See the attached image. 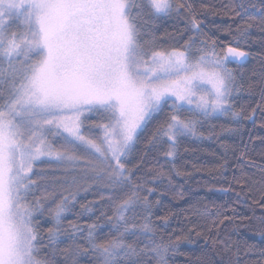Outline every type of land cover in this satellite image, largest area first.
<instances>
[{
    "label": "snow or ice",
    "instance_id": "1",
    "mask_svg": "<svg viewBox=\"0 0 264 264\" xmlns=\"http://www.w3.org/2000/svg\"><path fill=\"white\" fill-rule=\"evenodd\" d=\"M224 9L234 21L249 9L260 19L249 16L234 30L214 26L229 37L221 39L205 32L201 18L218 12L192 0H0V264H82L85 257L87 264H172L180 242H193L192 233L220 246L221 264H264V247L244 241L245 255L258 251L259 258L241 262L239 242L221 239L218 231L225 221L232 231L255 221L253 234L264 238V150L258 164L247 145L236 155L221 142L218 168L227 170L231 150L240 172L232 177L240 187L236 196L251 200V215L204 203L197 209L204 228L192 223L187 235L166 239L153 219L161 201L149 199L169 191L184 198L172 179L189 175L175 164L179 143L204 137L198 126L205 121L228 118L221 133H238L244 121L255 127L259 120L264 128V38L255 54L260 71L248 82L242 71L254 55L251 29L258 24L264 32V0H230ZM169 19L184 26L165 33L173 41L165 47L154 29ZM241 92L250 100L238 108ZM88 113L99 120L89 122ZM160 116L134 161L141 135ZM256 138L264 145V137ZM149 153L162 155L169 171L148 168ZM244 165L258 168L261 179ZM157 182L163 189L150 186ZM89 193L98 198L78 199ZM82 217L91 222L81 223ZM156 219L167 224L169 217Z\"/></svg>",
    "mask_w": 264,
    "mask_h": 264
},
{
    "label": "trees",
    "instance_id": "2",
    "mask_svg": "<svg viewBox=\"0 0 264 264\" xmlns=\"http://www.w3.org/2000/svg\"><path fill=\"white\" fill-rule=\"evenodd\" d=\"M197 8L201 4H208L213 6L218 12L217 15H212L211 11L207 13L206 16H202L204 19V30L209 36H219L221 39H229L222 32H218L216 27L227 28L229 25L236 28L238 23H243L248 20L249 16L253 17L256 21H259L260 14L255 10L249 9V12L244 14L242 17H237L234 21L229 15H225L226 9L224 5L230 3V0H192ZM184 26L183 21H177L174 19L162 20L156 22V28L154 29L155 35L160 38V43L165 47L170 46L173 41L165 35V33H175L176 30L182 29ZM251 34L253 41L250 42V50L254 53L245 64L243 65V80L248 82L251 78V73L255 69L257 72L261 68V57L255 55L261 51V45L259 40L264 38V32H261L259 25L257 24L251 29ZM147 38V37H146ZM186 38V37H185ZM230 67L235 68V65H230ZM236 107H247V103L250 97L247 92H241L239 96L235 97ZM167 111V109L165 110ZM97 118V117H96ZM163 117H157L148 126V129L141 135L140 143L135 146L132 159L135 161L139 159L140 155L145 150V143L148 137L151 135L152 130L155 129L157 122ZM88 121L99 120V118L94 119L92 116L87 117ZM230 124L228 118L225 117H212L205 121L202 125L198 126V132H202L204 137H182L178 147V155L175 160L176 167L189 175L186 177H177L172 174V179L177 191H184L185 196L183 199L174 198L175 192L169 191L164 195L160 192L153 193L149 199L156 201L159 199L161 204L156 205L154 208L155 215L153 219L156 224L162 228L163 234L167 239L168 235L171 234L173 239L175 236H185L188 234V228L191 227L192 223L199 222V227L197 230H201L205 227V222L200 219L197 213V209L203 210V204L214 202L217 206L219 205H230L231 208L235 209V215H251V200H245L243 195L239 198L236 196V192L240 191L239 185L232 180L233 175L240 176V172L232 167L235 164V159L231 150L227 154V160L229 162L227 170L218 168V165L223 163L222 157H224V149L221 147V142L226 141L229 145H232L237 149L236 155H239V149L247 145L248 153L253 157L257 163H261V157L258 155L259 152L264 150V145L256 137H264V128L259 127V120L257 125L254 127L251 121H244V127L238 133H221V127H227ZM234 126V125H233ZM209 132L221 133L219 139L215 136L207 138ZM155 153H149L146 157L147 167H159L164 165V171L168 172L171 168V164L165 163V158L161 155L158 159H153ZM45 169L49 173L53 169L48 168L47 165L37 164V170ZM56 175H59V170H55ZM243 171L253 176V179H261V173L256 167L251 165H244ZM221 172L223 175L221 176ZM187 180V183H185ZM166 184V181H165ZM183 185L181 189L180 186ZM153 187H160L163 189V185L159 182ZM209 188L212 190L209 191ZM221 188L229 189L227 192L220 191ZM98 197L94 196L92 193L87 194L86 198L82 194L78 199L81 202H87ZM190 205L194 207H190ZM79 206H77L75 211H79ZM213 212L216 209L212 210ZM224 211V209H221ZM110 214V213H109ZM226 215L234 216L231 210L225 211ZM257 214H259V209H257ZM99 215V212L96 213ZM157 216H167V224L162 220H157ZM188 217V219H185ZM223 218L222 216L220 217ZM68 219L74 220V215H69ZM95 219V216H92ZM209 221L212 217L208 218ZM88 220V217H82L81 223ZM90 223L91 220H88ZM240 223V221H237ZM246 227L242 226L238 231H232V223L225 221L223 225H219V237L225 239L228 235L231 236L232 242H239L240 252L239 258L241 262L252 261L259 258V252H250L245 255V245L244 241L248 244H255L258 247H264V238L259 235H254L253 230L258 226L257 222L253 221L249 223L248 221H243ZM45 227L47 225H44ZM108 229L104 228L103 233H107ZM217 229H213L212 235L215 236ZM207 235V233H205ZM191 240L193 242L189 243L186 240H182L179 244L178 252L173 258L172 264H221V252L219 245H213L211 240L206 241L204 236L197 237L195 233L191 234ZM231 255V254H227ZM233 259L235 257L233 256ZM82 264H87V257L83 258Z\"/></svg>",
    "mask_w": 264,
    "mask_h": 264
},
{
    "label": "rangeland",
    "instance_id": "3",
    "mask_svg": "<svg viewBox=\"0 0 264 264\" xmlns=\"http://www.w3.org/2000/svg\"><path fill=\"white\" fill-rule=\"evenodd\" d=\"M86 116H87V117L92 116L94 119L99 118L98 116H96V115H94V114H91V113L86 114ZM96 117H97V118H96Z\"/></svg>",
    "mask_w": 264,
    "mask_h": 264
}]
</instances>
